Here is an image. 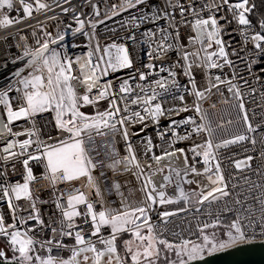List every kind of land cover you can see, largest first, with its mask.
Listing matches in <instances>:
<instances>
[{"label":"snow or ice","instance_id":"snow-or-ice-1","mask_svg":"<svg viewBox=\"0 0 264 264\" xmlns=\"http://www.w3.org/2000/svg\"><path fill=\"white\" fill-rule=\"evenodd\" d=\"M145 2L146 0H120L119 3L106 8L103 18H100L99 5L93 0H85L93 9L92 15L77 12L72 0H50V3L45 0H20V9L15 8V0H0V29L33 18V13H44L46 16L45 21L28 26L31 28L34 46L28 43V37L25 35H20L19 43L9 45V48L15 47L20 50L9 62L19 63L21 66L12 73L9 83L0 88V106L3 107L5 128L8 133L0 140V145H3L0 149L3 152L0 162L4 165L3 170H0V178H3L0 182V200L7 202L12 221L6 222L3 213L0 212V239L5 241L4 248H0V264H195L196 261L205 259V253L212 256L241 243L253 242L257 224L261 228L259 235L264 236V196L259 197L258 220L253 210L244 206L242 199L233 200L232 207L225 202L215 214L211 211L214 202L219 204L223 198L230 196L221 167L223 158L219 151L246 141L255 146L257 140L248 133H256L259 128V125L254 126L249 119L240 85L233 82L236 78L235 71L227 80L222 79L221 75H216L215 83H212V69L222 70L224 67L233 68L234 65L229 59V52L226 51L222 38L224 28L220 23L221 20L227 23L231 21L227 15L219 14L226 11L238 25L241 47L238 50L232 49L231 55L240 57L241 52L245 53L240 58L247 61L246 68L250 75L253 74L255 66L264 62V18L259 19L257 25L253 24L249 16L255 5L250 4L249 0H206L199 11L192 4H189L187 9L183 5H173L180 8L181 17L185 11L191 10L195 18L193 27L196 35L189 37L188 42L198 47L193 51L185 50L181 59L186 63L181 65L177 61L174 66L184 69L191 89L184 86L183 91L192 95L194 100L191 108L184 105L165 109L160 102L162 95L160 90L169 92L170 88H180L175 78L176 73L161 66L159 71H167L171 81L169 83L166 79L156 80L157 88L151 89V95L148 94L149 89L139 84L136 86L139 92H135L129 81L136 80L137 75H130L124 79L117 77L114 84L109 77L125 69L132 70L133 61L124 43L109 39L101 45L96 31L97 26L104 24L105 20ZM56 9L60 11L56 12ZM13 11L16 12L15 17L12 16ZM48 12H52L53 15L47 16ZM69 12L72 13V23H64L59 19L60 16H67ZM205 12L206 17L202 15ZM160 18L133 16L127 23L138 28L140 22L146 19L154 21ZM164 18L169 20V27L177 28L176 34L179 35L178 24L172 23L175 17L166 12ZM47 20L58 21L54 32L47 31ZM61 24H64L63 29L60 27ZM158 30L162 39L155 49L156 58L169 49L179 51L175 45L166 43L172 34L164 28ZM22 31L23 29H20L12 34V38ZM69 33L74 39L77 34L86 38L83 44L75 42L71 44L73 49L85 48L86 53L69 54L68 45L65 43L66 35ZM155 35L151 29L143 33L150 48ZM3 39L6 41L8 37L5 36ZM127 39L135 41L136 37L130 34ZM249 44L252 45L251 49H248ZM213 45L216 46L215 50L209 51L213 49ZM146 54L150 59L153 58L152 51ZM81 64L84 65L83 68L80 67ZM193 64L209 70L208 87L204 90L197 87L192 73ZM146 67L147 71L135 69L140 81H145L155 74L156 65L149 64ZM85 72L91 73L87 80ZM258 72L264 74V67H260ZM260 74L254 78L259 80ZM96 81L103 83L94 86ZM243 83L247 85L248 81L244 80ZM77 84L80 85L79 89ZM221 84H227L228 92L232 93L233 100L236 101L233 104L237 110L236 118L228 120L227 125L235 123L237 129L228 136L218 137L217 129L221 132L227 129L223 124L212 126L210 113L202 110L200 101L205 100L213 88L220 93ZM254 91L253 89V93ZM13 93L15 95H12ZM178 98L181 102L184 101V95ZM101 101L107 102V108L102 111L98 108ZM132 105H138L142 111L132 110ZM89 106L95 111L89 113L83 110ZM173 111L177 115L181 112L194 111L199 122L191 116L183 120H172L168 128L172 133V139L168 141L171 150H164L160 155L153 151L157 146L153 145L151 138H146L144 155L148 157L151 154L150 158L155 160L156 167L153 168L150 163L145 169L139 163L126 125L134 126L136 122L143 124L146 117L158 123L160 116ZM43 113L54 114L55 129L65 134L62 138L49 136L50 142L40 138L34 117ZM21 120L30 121L31 127L22 132H13V125L19 127L16 122ZM182 127L185 129L183 135L177 132V129ZM203 133H207L203 142L196 143L194 137L198 138ZM117 134L125 142L126 154L123 156L115 147ZM158 135L162 140L165 138L163 133ZM21 136L27 138L21 140ZM33 136L37 139L35 146L32 143ZM98 137L110 138L101 140L97 145ZM182 140L194 142L187 149L176 148L175 143ZM261 156L264 158V153ZM252 159L253 157L248 156L244 160L231 162L235 169L242 170L251 167ZM10 161L22 165V183L8 181L7 165ZM32 163L43 167L44 171L40 176L34 174L30 166ZM121 164L124 166L123 173L131 172L140 184L143 198L139 203L135 201L130 203L120 191L121 184L113 181L105 191L111 193L113 189L116 190L120 196V207H109L94 173L100 169V177L104 178L107 184L104 169L117 172L120 171ZM198 164L203 166V171L198 170ZM165 168L168 169V174H164ZM12 171H16L15 164L12 165ZM161 176L163 182L158 185L157 178ZM243 179L247 182L249 178ZM41 182H44L46 188L50 187L56 196L54 202L60 212L59 228L45 224L36 208L39 197L33 196L31 186L39 185ZM62 184L68 186L66 192L59 189V185ZM184 184H196L200 191L189 194L182 187ZM170 185L178 192L174 198L166 194V188ZM22 198L30 202L31 210L28 211L27 217L17 214L18 211L20 213L25 211L15 203ZM193 198L197 205L195 214H200L205 205L209 209L207 213L209 219L197 221L193 233L198 237L196 240L184 238L174 232L172 235L176 239L169 240L164 235V228L151 223L150 213L156 210L157 204L163 206L182 202L190 205ZM60 199L67 200V209H60ZM187 210L180 208L177 211H163L159 215L168 218ZM225 212H234L235 215L221 235L218 230L223 226L222 216ZM77 220L81 222L78 223ZM30 221H35V224H30ZM167 222L165 219L164 223ZM85 227L88 228L87 232ZM46 228L50 229L51 238L40 239L35 236L34 233L38 229ZM105 229L108 230L107 235ZM126 234L129 239H123L121 245V240ZM65 237L73 239L74 244L71 246L65 244ZM54 250L57 252L67 250L71 254L67 258L55 256ZM169 253L174 254L175 259H170Z\"/></svg>","mask_w":264,"mask_h":264},{"label":"built area","instance_id":"built-area-1","mask_svg":"<svg viewBox=\"0 0 264 264\" xmlns=\"http://www.w3.org/2000/svg\"><path fill=\"white\" fill-rule=\"evenodd\" d=\"M45 2H49L50 0H45ZM94 3L99 5L101 11V17L103 18L104 12L106 8H110V6L114 3H119L120 0H93ZM206 2V0H146L144 4L138 5L136 8L129 9L126 12H122L118 16H114L112 19L105 20V23L97 26V35L100 37L101 45H104L106 41L109 39H114L119 43H124L129 50L130 57L133 61V69L128 70L125 69L119 73L113 74L109 77L115 84L117 82V77L120 79L127 78L130 75H137L136 80H130L129 83L132 85L135 92H139V88L136 87L137 84L149 89V95H151V89L157 88L155 84L156 80H167L169 83L171 81V77H169L168 72H160L159 68L164 66L165 68H169L176 73V80L178 81L180 88H170L169 92H162L160 97V102L162 106L167 109L171 107H182L187 105L189 108L193 105V96L187 92L183 91L184 86H187L191 89V85L189 84V78L184 75V69L182 67H174L177 61L180 62L181 65H184L186 62L181 59L185 50L193 51L195 47L189 44V37L196 35V30L193 27L194 24V16L191 10L185 11L184 16L180 15V8L178 6L174 7L173 5H183L186 9L189 4H192L197 11L200 10L202 3ZM73 6L76 8L77 12H83L86 15H92L93 9L92 7L85 3V0H72ZM67 6V5H65ZM15 8L20 9L21 4L20 0H15ZM60 9H56V12H59ZM170 13L175 17V21L172 23L178 24V32L176 27H169V20L164 18L165 13ZM110 14V13H109ZM53 15L52 12H48L47 16ZM146 16L149 18L159 16L161 17L158 20L146 19L140 22V26L133 27L131 24H128L127 21L131 19V17H139ZM204 17L207 16V13H202ZM220 16L227 15L228 20L231 23H227L224 20H221L220 23L224 28L222 32V38L226 45V51L229 52V59L234 62L233 68L224 67L221 69H212L211 75L213 77L212 83H215L214 77L216 75H221V78L227 80L232 77L233 71L236 72V78L233 80L234 83L240 85L241 92L244 96L245 107L249 113V119L253 123L254 126L259 125L258 131L256 133H248V135L254 136L257 140L255 146L251 144L250 141L241 142L236 145H232L227 149H221L219 151V155L223 158V162L221 164L222 170L224 172L225 180L228 184V191L230 192V196L223 198L221 202L218 204L214 202L211 207V211L215 214L220 208H222L223 204L227 202V204L232 207V201L235 199H242L244 206L246 208H251L257 218L260 216V202L259 197L264 196V175H260L259 173H264V158H262L261 154L264 153V74H260L258 69L260 67H264V62L255 66L253 68V74L250 75L246 68V60H242L240 57L245 55L244 52L240 53V57L231 55L232 49H239L241 47L240 44V35L238 32V25L234 20H232L231 15L227 14L226 11H222ZM12 16H16V12L13 11ZM72 13L69 12L67 16H60V20L64 23H72L71 20ZM46 16L44 13H33V18H28L23 20L22 23L15 24L8 28L0 29V88L5 87L9 81L12 79V73L21 65L12 64L9 61L11 58L19 53V49L15 47L9 48V45H15L20 42V35H25L28 37V43L34 46V41L31 37V28L29 25H36L38 21H45ZM58 21L47 20V31L54 32ZM74 27L76 25H73ZM61 29H63L64 24L60 25ZM164 28L167 29L172 35L166 41L168 44L175 45L179 51L175 50H166L163 55L159 58H156L155 49L157 45L161 42V33L158 29ZM20 29H23L19 35H16L15 38H12V34L17 33ZM153 30L156 35L152 38L151 48L149 47L148 42H146L143 37V33L147 30ZM114 30V31H113ZM258 30V29H257ZM130 34H134L136 39L132 41L127 39ZM7 36L8 39L5 41L3 37ZM83 44L86 42V38L82 35L77 34L75 39L72 34L66 35L65 43L68 45V52L71 55L73 52L75 53H86L85 48H77L73 49L71 47L72 43ZM183 45L184 47H181ZM252 45H248V49H251ZM152 51L153 58H149L147 56V52ZM153 64L156 65L155 74L149 76L145 81H140L138 79V74L135 73V69H142L147 71V65ZM209 70L207 68H198L195 64L192 67V73L195 77L197 87L200 90H204L208 87V79L207 73ZM79 75V72L76 73ZM260 74V79L256 80L255 75ZM243 78V79H241ZM244 80L248 81V84L245 85L243 83ZM103 81H98V85L102 84ZM77 88H80V85L77 84ZM253 89L255 90L253 93ZM118 91V89H117ZM134 92V94H135ZM222 93V95L220 94ZM220 93H217L216 89L213 88L211 93L207 94V98L203 101H200L202 110H207L210 113V120L212 121V126L215 127L216 124L225 125L227 131L221 132L217 129V136H228L229 133L236 131L237 125L234 123L233 125H227L228 120H235L237 110L233 107V104L236 101L233 100L232 93L228 92L227 84L220 85ZM251 93V94H250ZM12 95H15L13 93ZM96 95V93H93ZM143 95V93H141ZM180 95H184V101L181 102L178 98ZM176 97V98H174ZM120 103V101H118ZM155 103V102H154ZM214 106V107H213ZM98 108L102 111L107 108V102L101 101L98 105ZM132 110L142 111L138 105H132ZM86 112L92 113L95 110L89 106L86 109H83ZM142 115L144 113L142 112ZM194 117L199 122V118L197 117L194 111L181 112L177 115L176 112H165L163 116L158 118V123L154 122L150 117H146L144 123L141 124L136 122L134 126L132 124H128L127 129L129 133V139L133 145V148L136 151L137 158L142 167L147 169V166L151 163L152 167H156V163L154 159H151V154L148 157H145L144 150L146 145V138L150 137L154 147L153 151L160 155L164 150H171L169 148L168 141L172 139V133L168 130L169 125L172 120H183L187 117ZM35 124L37 129L39 130V136L45 142L48 141V137H63L65 134L63 132H57L54 127V114L53 113H43L36 117H34ZM20 126L17 127L15 124L13 125V132H22L31 127V122H25L23 120L16 122ZM143 129V130H141ZM243 130V129H241ZM185 129L179 128L177 132L183 135ZM133 133H137L138 135H133ZM158 133L165 134V138L162 140ZM8 135L7 129L5 128V119L3 116V107L0 106V140H3ZM207 133H203L200 137L195 138L194 141L196 143H202ZM27 138L26 136H21L20 139L23 140ZM99 138V137H98ZM97 138V139H98ZM110 138V137H109ZM116 140V148L119 150L120 155L123 156L126 154L125 151V142L119 136V134L115 137ZM143 141V142H142ZM193 140H182L175 143L176 148H189L193 142ZM37 142L36 136L32 137L33 146H35ZM3 145H0V149H2ZM103 149H101V152ZM3 155L2 150H0V156ZM191 156V153H189ZM248 156L253 157L250 161V168H244L242 170H237L234 167V164L231 161L234 160H243ZM101 158V157H100ZM191 163V160L189 161ZM107 163V162H106ZM15 164L16 171H12V165ZM33 168L34 174L40 176V174L44 171L43 167L39 164L32 163L30 165ZM4 165L0 162V170H3ZM199 171H203L202 165H197ZM100 169H97L94 175L99 180V186L101 191L104 194L105 201L109 207H120V196L116 193V190L113 189L111 193L105 191L107 187H110L113 181H118L121 184L120 191L125 194L129 202L135 201L139 203L142 200V192L140 190V184L137 182L136 178L131 174V172L124 173L125 179L118 180L117 175H114L111 170L107 168L104 169L107 176V184L104 182V178L100 177ZM8 172V181L15 183L17 181L23 182L22 180V165L16 163L15 161H10L7 165ZM164 174H168V169L165 168ZM243 177H248V181L246 182ZM3 178H0V182H2ZM163 182L162 176L157 178V184ZM206 182V181H205ZM252 185H257V187H253ZM33 196L39 197L36 203V208L38 209L41 218L44 220L45 224H51L52 227L59 228L58 220L60 218V212L57 209L56 203L54 202L56 196L54 195L52 189L50 187H45L44 182H41L39 185L33 184L32 186ZM185 191L191 194L193 191L199 192L200 189L196 184H184L182 185ZM68 186L59 185V189L61 191H67ZM131 193V195H129ZM166 194L169 197H175L178 195V192L174 186H168L166 188ZM256 197L257 199H253ZM43 201H46L44 203ZM19 205L20 208L24 209L23 213L18 211V215H24L27 217L28 211L31 210L30 202L27 199H21L18 202H15ZM181 205V208L188 209L185 212H178L177 215L162 218L159 213H161L160 205L157 204L156 210L151 212V223L154 225H158L161 228L165 229L164 235L169 240L176 239L172 233H179L184 238H191L196 240L198 237L193 233L196 230L197 221H207L209 219L207 205H205L200 214H195L194 210L197 207L195 204V199L193 198L192 204H184L182 202H178ZM60 209H67L68 204L66 199L59 200ZM177 211V210H175ZM0 212L3 213L6 222L11 223V216L9 207L6 201L0 200ZM195 215V218H194ZM235 213L225 212L222 216V221L227 219H234ZM167 219V224L164 223V220ZM80 223V220H77ZM30 224H35V221H30ZM191 229V231H190ZM88 231V228L85 227V232ZM105 235L108 234V230L105 229ZM252 231V230H249ZM256 237L254 240H263L264 236L259 235L261 232V228L259 224H257L255 228ZM35 236L40 239H48L51 238L50 229L37 230ZM57 238H59V233H57ZM253 240V241H254ZM64 243L71 246L74 244V240L68 237L64 238ZM70 252L67 250H63L61 252L53 251V255L55 256H63L67 258L70 256Z\"/></svg>","mask_w":264,"mask_h":264},{"label":"water","instance_id":"water-1","mask_svg":"<svg viewBox=\"0 0 264 264\" xmlns=\"http://www.w3.org/2000/svg\"><path fill=\"white\" fill-rule=\"evenodd\" d=\"M195 264H264V239L241 243L196 261Z\"/></svg>","mask_w":264,"mask_h":264},{"label":"rangeland","instance_id":"rangeland-1","mask_svg":"<svg viewBox=\"0 0 264 264\" xmlns=\"http://www.w3.org/2000/svg\"><path fill=\"white\" fill-rule=\"evenodd\" d=\"M250 4H254L255 8L253 10V12L250 14V16L253 15V13L257 14L258 17L261 19L263 18L264 15V0H249ZM254 25H257L254 24ZM258 29V27H257ZM259 30V29H258ZM215 45H213V49H209V51L215 50ZM244 160V159H243ZM181 208V205H179L178 203H173V204H166L163 206H160L161 212L163 211H175ZM232 220H230L229 222L223 223V226L218 230L220 232L221 235H223L224 232V228L231 222ZM211 231V230H210ZM123 239H129V236L126 234L122 240H121V245H122V241ZM122 251V249H121Z\"/></svg>","mask_w":264,"mask_h":264},{"label":"trees","instance_id":"trees-1","mask_svg":"<svg viewBox=\"0 0 264 264\" xmlns=\"http://www.w3.org/2000/svg\"><path fill=\"white\" fill-rule=\"evenodd\" d=\"M249 18L252 20L253 24H256V23L259 21V19H260V18L258 17V15L255 14V13H253L252 16H249ZM263 18H264V15H263ZM230 220H231V219H227V220L223 221V223L229 222ZM4 245H5V241L2 240V239H0V248H4ZM205 254H207V253H205ZM9 255H11L10 252H9ZM168 255H169V258H170V259H175L174 254L169 253Z\"/></svg>","mask_w":264,"mask_h":264},{"label":"bare ground","instance_id":"bare-ground-1","mask_svg":"<svg viewBox=\"0 0 264 264\" xmlns=\"http://www.w3.org/2000/svg\"><path fill=\"white\" fill-rule=\"evenodd\" d=\"M107 139H109V137H99V138L97 139V145H99V144L101 143V140H107ZM115 147H116V144H115ZM101 158H102V157H101ZM123 168H124V166H123V164H121V165H120V171H117V172H113V171H112V173H113L114 175H117L118 180H120V179L124 180V179H125V174L123 173ZM130 203H131V202H130Z\"/></svg>","mask_w":264,"mask_h":264},{"label":"clouds","instance_id":"clouds-1","mask_svg":"<svg viewBox=\"0 0 264 264\" xmlns=\"http://www.w3.org/2000/svg\"><path fill=\"white\" fill-rule=\"evenodd\" d=\"M80 67H84V65L83 64H81L80 65ZM91 75V73L90 72H85V79L87 80V78L89 77ZM94 86H98V81H96V85H94Z\"/></svg>","mask_w":264,"mask_h":264}]
</instances>
